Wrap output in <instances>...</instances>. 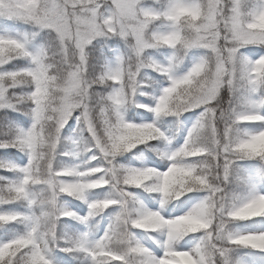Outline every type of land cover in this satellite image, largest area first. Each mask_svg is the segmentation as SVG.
I'll list each match as a JSON object with an SVG mask.
<instances>
[{
    "label": "snow or ice",
    "instance_id": "obj_1",
    "mask_svg": "<svg viewBox=\"0 0 264 264\" xmlns=\"http://www.w3.org/2000/svg\"><path fill=\"white\" fill-rule=\"evenodd\" d=\"M107 9L108 11H103ZM0 19L32 23L54 32L59 40L55 55L41 50L33 54L26 41L0 35V68L14 58L28 57L32 67L0 73V109L31 105L33 123L20 130L2 148L25 151L23 168L0 164V171L18 172V181L0 178V207L26 202L31 215L0 212V226L23 224L26 231L0 243V264H53L52 244L56 241L55 221L75 217L58 206L62 195L85 200L95 189L111 186L118 199L89 203V217L119 205L105 235L89 242L87 237L65 241L66 251L83 252L90 264H230L229 247L250 249L257 256L251 264H264V232L233 235L227 226L264 218V194L253 191L239 203L228 204L225 185L237 162L264 161V128L254 133L235 134L237 125L264 124V114L255 111L225 110L217 103L224 88L253 91L264 88V58L241 60L240 49L264 46V0L247 8L245 0H172L166 10L141 7L140 0H0ZM157 21L167 22L169 30L154 31ZM118 35L133 47V57L109 67L97 78L88 75L87 48L100 36ZM165 46L174 50L167 65L146 64V50ZM192 49L205 55L183 75L175 66ZM150 67L165 75L169 86L154 98V106L139 104L156 117H180L202 109L200 118L188 132L182 147L166 154V171L156 168L123 167L118 158L137 146L166 139L154 123H130L126 106L135 103L140 92L139 76ZM28 83L26 96H10L12 89ZM106 86L111 91L93 105L91 89ZM77 120L91 137L88 151L96 154L102 166H55L61 132L76 113ZM223 122V128L218 126ZM130 188L158 193L162 203L179 201L186 194L206 193L205 198L185 215L165 218L142 206L130 209L136 198ZM166 233L162 256L135 242L131 229ZM202 233L191 251L178 250L184 237ZM244 264V262H241Z\"/></svg>",
    "mask_w": 264,
    "mask_h": 264
},
{
    "label": "trees",
    "instance_id": "obj_2",
    "mask_svg": "<svg viewBox=\"0 0 264 264\" xmlns=\"http://www.w3.org/2000/svg\"><path fill=\"white\" fill-rule=\"evenodd\" d=\"M258 4V0H254V7ZM253 7V8H254ZM252 8V7H251ZM250 8V9H251ZM103 11H108L107 9ZM7 27H14L21 32H27L31 40H35L38 43H41L44 51H47L49 55H55L59 48V42L54 32L52 31H43L32 23H27L24 21L18 20H5L0 19V31L6 29ZM190 53H201L204 54L202 50L193 49ZM88 75L91 79L97 78L102 72L106 71L109 67H115L121 60H129L133 57V47L128 41H125L118 35H111L109 38L100 39L94 44V51H88ZM243 60L254 62L253 56L244 57ZM189 57L186 58L180 63L178 70L187 68L189 66ZM32 67V62L28 59L14 58L11 62L5 64L3 68H0V73L3 72H12V71H23ZM151 79H146L148 82L147 88L145 89L147 94L155 93L158 91V88L165 82V77L158 75L156 72L151 71ZM146 78V76H145ZM143 80V74L140 73L139 81ZM32 88L25 82L24 85L16 87L11 90L9 93L10 96H26L30 94ZM110 89L106 86L95 85L91 89L92 102L93 105L101 101L105 96L110 93ZM249 91L251 93L249 94ZM247 92V90H246ZM244 93V97L241 101L244 102L245 111H255L260 113L259 109L264 107V88L257 89L255 91L248 89V93ZM260 98L258 99L259 96ZM255 96V97H254ZM241 95H239V98ZM217 103V101H216ZM220 106V103L218 104ZM200 109H195L190 112L183 113L180 117L172 118L174 122L171 123V141L168 144L163 139L151 141L148 144H142L137 146L131 152L125 153L118 158V162L123 167H133V168H144L146 163L154 162L160 168L165 169L170 165V161L166 158V154L179 149L183 146L188 132L191 130L196 121L200 118ZM262 114V113H260ZM264 114V112H263ZM79 113L74 115L72 120H70L64 127V131L61 132V139L58 148V155L56 158L55 166L57 169L67 167V166H82V167H96L102 166L99 160H93L92 157L96 154L94 151H88L89 141H91L90 134L81 127L77 117ZM125 119L130 123H151L154 119L152 112L148 111L147 108L134 107L133 103L126 106L124 110ZM187 121V123H186ZM33 123L31 115V105L28 103H23L17 108L5 109L0 111V143L10 142L20 130H28L31 128ZM218 126L223 128V122H219ZM264 128V124L260 123H246L237 125L234 129L235 134L243 135L245 133H254ZM73 131L79 132L81 136V141H83L85 146V153L88 155L86 159H80L77 162L74 158V153L69 149L66 144L73 142V136L71 135ZM29 156L25 151L18 150L16 148L0 147V164L11 163L18 168H23L27 166ZM249 161V159H247ZM90 162V163H89ZM249 162H258L262 166L263 175H264V161L258 159H250ZM147 167V166H146ZM0 178H5L7 181H18L21 178V174L18 172L10 171H0ZM3 182V181H0ZM235 188L232 191L233 200L235 198L238 203L242 200V197L246 194L250 195L253 193V185H248V183H234ZM111 191L113 193L112 199L119 198V194L111 186L95 189L90 191L85 200H80L71 196L62 195L59 198L58 206L62 210L71 211L76 214L75 217H61L55 221V232H56V241L52 244L51 259L54 263L67 262L69 264H90V258L83 252H69L66 251L67 244L65 241H72L79 239L82 234V230L85 231L86 227H91V221L96 219H102L103 216L109 217L113 215V211L118 210L119 205H114L106 210H104L99 215L94 217H89V203L96 200H103L107 198H101L104 193ZM129 192L136 198L134 205L130 206L132 211H135V208L141 202L142 199L148 198L153 200L154 193H149L143 188H130ZM203 192H194L186 194L181 200L176 201L175 204L182 205L190 196L198 195ZM97 198H92V197ZM85 210V211H84ZM15 212L23 215H31L33 209L27 205L26 202H19L4 207H0V212ZM121 211H119L120 213ZM118 213V214H119ZM110 214V215H109ZM117 214V215H118ZM264 218H256L254 220L246 221L248 224L253 223L256 220ZM89 220V223H88ZM89 224V225H88ZM88 225V226H87ZM97 225L98 231L100 232L99 223ZM26 231V227L23 224H9L0 226V243L7 242L15 238L18 234H23ZM91 231V230H90ZM136 232L143 233L146 237H153L152 242L155 241V246L160 247V238L162 233L160 232H147L144 230L136 229ZM86 233V232H85ZM133 233V232H132ZM201 233L191 234L184 237L182 240L177 243H184L188 239H198V236ZM135 232L133 233V238ZM158 238V239H157ZM137 240H140L137 237ZM139 245L145 247L141 241H135ZM184 264H186L184 262ZM233 264H239L238 261L233 262Z\"/></svg>",
    "mask_w": 264,
    "mask_h": 264
},
{
    "label": "rangeland",
    "instance_id": "obj_3",
    "mask_svg": "<svg viewBox=\"0 0 264 264\" xmlns=\"http://www.w3.org/2000/svg\"><path fill=\"white\" fill-rule=\"evenodd\" d=\"M171 2H172V0H140L141 7L148 9V10H152V11H164L167 9V7L169 6V4ZM245 5L249 9L251 7L253 8L254 7V0H245ZM40 29H41V32L50 31L47 29H42V28H40ZM152 30L160 31V32H166L169 30V25L167 24V22L157 21L152 26ZM0 35H11L13 37H16V38H19V39L26 41L29 51L32 52L33 54L38 53L41 50H44L42 44L38 43L35 40H31V38L29 37L27 32H21L14 27H7L6 29L0 31ZM55 36L57 37L56 34H55ZM109 37L110 36L97 37L92 42V44L88 46L87 52L88 51H91V52L94 51V44L96 41H98L100 39H106ZM57 39H58V37H57ZM122 39H124V38H122ZM125 41H127V40H125ZM58 42H59V40H58ZM192 50H189L186 54H183L181 56L180 61L176 64L175 72L177 73V75L186 74V72L188 70H190V68L196 62H198L201 57H203L206 54L205 50H203V49H198V50H202L204 52V54L190 53ZM173 55H174V50L169 49L165 46H160V47L151 48V49L146 50V52L144 53L143 59H144V62L146 64L156 62V63L162 64V65H167L171 61ZM246 55L247 56H253L254 62L260 58H264V46L249 45V46H246V47L240 49L239 56H240L241 60H243L244 57H246ZM186 56H187V58L189 57V62H190L189 66L187 68H183L182 70H178L179 65L181 66L180 63L186 58ZM19 58L28 59L31 61V59L28 57H19ZM151 71L156 72L158 75L164 76L165 82L163 84H161V86L158 88L157 92L147 94L145 89L149 85L147 84L148 81L146 79H148V80L151 79V76H152ZM140 73L143 74V80L139 81L140 85H141L140 92L138 93V95L136 97V101H135V103H133V106L138 107L137 105L143 104V105H147L148 107H152V106H154V98L158 97L162 93L163 89L165 87L169 86V80L165 75L153 70L150 67L143 68ZM145 76H146V78H145ZM246 90H247V92H246ZM245 92H246V94L248 93V88H246V87L241 88L235 92L232 89H229L226 87L221 91V93L217 99V104L220 103V107L225 109V110L238 109L240 111H245L244 110L245 107L241 108V106H244L245 101H241V99L244 97ZM250 93H251V91H249V94ZM239 95H241L240 98H239ZM257 96H259V95H257ZM259 98H260V96L258 97V99ZM5 109H13V108H4V109H0V111L5 110ZM191 111H193V110H191ZM201 111H202V109H200V113H199L200 115H201ZM259 111H260V113L263 114L264 107L262 106L259 109ZM188 112H190V111H188ZM153 115H154V119L151 123L156 124V126L160 128L161 132L164 134V137H166V139H163L162 141H166L169 144L171 141V136H172L171 123L174 122V121H172L173 120L172 118H175V117H172V116L156 117V115L154 113H153ZM72 118H70L69 121L72 120ZM186 123H187V121H186ZM63 131H64V129L62 130V132ZM71 135L74 137L73 142H69V144H66V148L68 146L69 149H71V151H73L74 158L77 162H79L80 159H83V158L86 159V156L88 158V155L84 152L85 146H84L83 141H81L82 138H81L79 132L73 131ZM58 148H59V146H58ZM166 158H167V156H166ZM249 161H250V159H249ZM249 161H247V159L238 161L237 166L233 168V170L230 174L231 175L230 182L227 185H225V189H226V192H227L228 197H229L228 198V204L229 205H231L233 203H238V201H236L235 198L233 200V196H232V191L235 188L234 183H241L242 184L243 182H246V183H248V185H253L255 193L264 194V175H263L262 166L258 162L253 163V162H249ZM146 166L151 167V168H156L159 171H166L167 170V168L166 169L160 168L154 162H148V163H146L145 167ZM205 196H206V193H204V192L200 193L198 195L190 196L187 199V201L184 202V204H182V205L178 204V206H177L175 204L176 201H171L167 204H163L161 196L158 193H154V198H153L152 202L150 199L144 198L141 200V202L138 204V206L135 208V210L142 206L146 210L158 211L165 218L171 219V218H175V217L180 216V215H185L196 204L200 203L205 198ZM248 196H249L248 194L244 195L242 197V200L247 198ZM100 197L112 199L113 193L111 191H107L106 193H104ZM92 198H97V197L94 196ZM117 199H118V197H117ZM119 211H121L120 208H118V210L113 211L114 213L112 216H109V217L103 216L102 219L97 218L96 221L90 220L92 226L86 227L85 231L82 230L81 237H87L89 242H95V241L101 239L105 235V233L108 231L109 226L113 223V221H114L115 217L117 216V214L119 213ZM88 223H89V220H88ZM95 223H99V225L101 227L100 232L98 231L97 225L95 226ZM227 230L229 232H231L233 235L264 232V220H262L256 224H248L246 221L233 222V223L228 224ZM132 232L133 233L135 232V236H134L135 241H141L142 243H144L146 245V247H148V249L154 255H156V256H162L163 255V253L165 251L164 245L167 242L166 233L160 232V233H162V237L160 238V247L157 248L156 246H154L155 241L152 242L149 240V238L152 240L153 237L150 236L148 238L144 234H140V233L136 232L135 228L131 229V234L133 236ZM202 236H203V234L201 233L198 236V239H196V240L195 239H188L184 243H182V242L179 244L177 243L176 246H177L178 250L191 251L193 248H195L200 243ZM137 237H139L140 240H137ZM228 247H229L230 264H233V262H236V261H238L239 264H241V262H244V264H251V262L253 260L258 259L257 256H249V252H252V250H248V249H244V248H237V247H232V246H228ZM134 259H135L134 257L129 256L130 264H133ZM185 263L189 264L188 261H185ZM53 264H69V263L62 261L60 263H54L53 262ZM117 264H119V262H117Z\"/></svg>",
    "mask_w": 264,
    "mask_h": 264
}]
</instances>
